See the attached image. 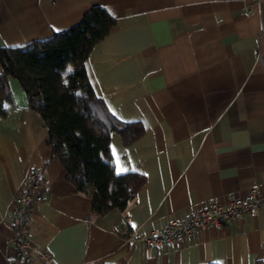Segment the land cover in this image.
<instances>
[{
	"label": "crops",
	"instance_id": "obj_1",
	"mask_svg": "<svg viewBox=\"0 0 264 264\" xmlns=\"http://www.w3.org/2000/svg\"><path fill=\"white\" fill-rule=\"evenodd\" d=\"M96 5L115 24L88 51L86 75L116 118L142 125L129 144L111 132L110 151L117 173L139 172L145 182L125 209L92 212L9 78L0 264H23L9 239L14 198L32 168L44 191L28 238L51 258L30 264H264V206L181 241H144L194 208L264 189V0H0V46H31Z\"/></svg>",
	"mask_w": 264,
	"mask_h": 264
},
{
	"label": "trees",
	"instance_id": "obj_2",
	"mask_svg": "<svg viewBox=\"0 0 264 264\" xmlns=\"http://www.w3.org/2000/svg\"><path fill=\"white\" fill-rule=\"evenodd\" d=\"M115 19L92 6L79 22L27 47L0 46V118L13 103L9 78L16 79L27 106L41 117L52 153L74 187L90 198L91 211L123 210L145 182L135 171L117 173L110 151L116 131L124 144L142 134L138 121H122L95 95L84 60Z\"/></svg>",
	"mask_w": 264,
	"mask_h": 264
},
{
	"label": "built area",
	"instance_id": "obj_3",
	"mask_svg": "<svg viewBox=\"0 0 264 264\" xmlns=\"http://www.w3.org/2000/svg\"><path fill=\"white\" fill-rule=\"evenodd\" d=\"M43 191L41 172L37 168H32L26 175L23 189L14 198L13 234L9 241L15 248L16 258L23 264H30L35 259L49 262L51 258L49 251L35 247L28 238L31 215L35 205L42 200ZM260 206H264V189L253 186L245 198L233 195L223 204L211 201L205 207L194 208L185 217L169 221L163 229L151 231L144 237V241L148 245L164 241H181L184 235H190L201 227L206 225L220 227L227 221L240 219L244 214Z\"/></svg>",
	"mask_w": 264,
	"mask_h": 264
}]
</instances>
